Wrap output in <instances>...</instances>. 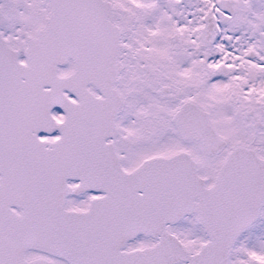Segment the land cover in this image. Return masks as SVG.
<instances>
[{
    "label": "snow or ice",
    "instance_id": "obj_1",
    "mask_svg": "<svg viewBox=\"0 0 264 264\" xmlns=\"http://www.w3.org/2000/svg\"><path fill=\"white\" fill-rule=\"evenodd\" d=\"M0 264H264V0H0Z\"/></svg>",
    "mask_w": 264,
    "mask_h": 264
}]
</instances>
